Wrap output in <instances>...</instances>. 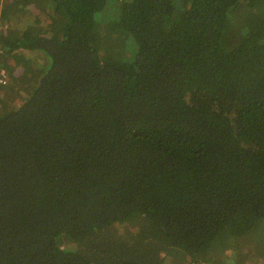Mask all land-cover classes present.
I'll use <instances>...</instances> for the list:
<instances>
[{
	"label": "trees",
	"instance_id": "1",
	"mask_svg": "<svg viewBox=\"0 0 264 264\" xmlns=\"http://www.w3.org/2000/svg\"><path fill=\"white\" fill-rule=\"evenodd\" d=\"M0 49V264H264V0H0Z\"/></svg>",
	"mask_w": 264,
	"mask_h": 264
},
{
	"label": "rangeland",
	"instance_id": "2",
	"mask_svg": "<svg viewBox=\"0 0 264 264\" xmlns=\"http://www.w3.org/2000/svg\"><path fill=\"white\" fill-rule=\"evenodd\" d=\"M34 54V53H33ZM35 55V54H34ZM18 62H16V65H15V68H13V71H12V73L14 74V78H15V76H18V75H20L21 74V72H23V70L24 71H26L27 69H26V67L25 66H23L21 63H18ZM25 67V68H24ZM7 73V72H6ZM1 97V96H0ZM2 100H3V97H2V99L0 100L1 102H2ZM244 242V241H243ZM241 245L243 246V248H246V247H248V242L247 243H241ZM254 256H257V255H254ZM230 258V256H228V259ZM238 257H236L235 256V260H234V262H237L238 261ZM243 260H246L247 261V264H254L253 262H252V260L249 258V257H246V258H242V261ZM248 260H250V261H248ZM233 262V263H234Z\"/></svg>",
	"mask_w": 264,
	"mask_h": 264
},
{
	"label": "built area",
	"instance_id": "3",
	"mask_svg": "<svg viewBox=\"0 0 264 264\" xmlns=\"http://www.w3.org/2000/svg\"><path fill=\"white\" fill-rule=\"evenodd\" d=\"M0 53H1V49H0ZM7 81V73L6 70L0 66V85L5 84Z\"/></svg>",
	"mask_w": 264,
	"mask_h": 264
}]
</instances>
